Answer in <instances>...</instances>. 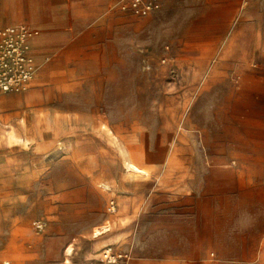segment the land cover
I'll return each instance as SVG.
<instances>
[{
	"label": "rangeland",
	"instance_id": "374dc122",
	"mask_svg": "<svg viewBox=\"0 0 264 264\" xmlns=\"http://www.w3.org/2000/svg\"><path fill=\"white\" fill-rule=\"evenodd\" d=\"M73 1L82 6L77 34L36 62L26 92L0 94V264H99L108 247L128 255V264L154 258L149 224L160 204L221 182L214 177L220 139L204 117L243 74L223 71V42H205L203 33L233 32L246 11L171 9L166 0L158 13L139 17L120 9L128 0H112L97 21L99 0ZM63 4L0 0V29L22 24L16 27L56 35ZM88 142L93 153L82 154ZM144 142L164 148L156 170L114 176ZM169 155L176 166L167 165ZM122 195L143 198L136 220L118 208ZM106 224L109 231L94 237ZM233 246L230 233L227 249L209 257L230 260Z\"/></svg>",
	"mask_w": 264,
	"mask_h": 264
},
{
	"label": "crops",
	"instance_id": "0c3cea01",
	"mask_svg": "<svg viewBox=\"0 0 264 264\" xmlns=\"http://www.w3.org/2000/svg\"><path fill=\"white\" fill-rule=\"evenodd\" d=\"M111 1L99 0L96 3L95 10H92L96 11L93 14L95 20L106 16ZM165 1L162 0L159 11ZM168 1L171 9L246 11L233 32L203 33L205 42H223L219 54L223 71L228 74L240 71L243 77L239 82L240 77L236 76L235 86L225 87L219 92L212 103L216 109H211L204 117L208 127L220 139V157L214 170L221 172L215 173L214 177L221 182L210 185L204 194L181 200V203H161L149 224L155 234L154 258L140 259L134 264H264V34L258 33V25L264 21V0ZM63 2L60 12L67 15L58 19V33H42L32 40L34 65L50 54L59 42L78 32L80 21L75 18L82 6L73 0ZM86 10L85 18L91 14V9ZM130 111L136 114L139 110L131 108ZM148 147L149 144L144 142L137 149V154H130L127 160L113 169L114 176L119 170L150 176L151 170H156L155 166L160 164L164 148L160 142ZM92 150L88 142L81 153H93ZM178 163L175 155H169V167ZM142 165L150 167L145 169ZM81 169L87 174L93 173L92 168ZM102 185L100 187L107 189ZM142 201L141 196L122 195L118 208L136 220L135 214L143 206ZM110 209L117 210L114 202H111ZM108 231L107 224L96 227L94 237ZM230 233L234 234V258L211 259L212 249H227V235ZM69 248L71 246L65 250L67 256L72 254L67 252Z\"/></svg>",
	"mask_w": 264,
	"mask_h": 264
},
{
	"label": "built area",
	"instance_id": "2783aa9c",
	"mask_svg": "<svg viewBox=\"0 0 264 264\" xmlns=\"http://www.w3.org/2000/svg\"><path fill=\"white\" fill-rule=\"evenodd\" d=\"M162 0H128L120 2V9L131 15L147 17L158 12ZM31 32L26 27L11 26L0 29V94L26 92L34 78L32 68L25 66L29 56L27 41ZM111 205V204H110ZM111 212H114L110 209ZM128 255L106 248L99 264H128Z\"/></svg>",
	"mask_w": 264,
	"mask_h": 264
},
{
	"label": "bare ground",
	"instance_id": "6f19581e",
	"mask_svg": "<svg viewBox=\"0 0 264 264\" xmlns=\"http://www.w3.org/2000/svg\"><path fill=\"white\" fill-rule=\"evenodd\" d=\"M22 24H18V25H15V26H21ZM20 28V27H19ZM27 28V27H26ZM29 31L31 32V35H30V37L28 38V41H27V53H29V56H28V58L26 59V61H25V66L26 67H28V68H32L33 67V65H34V61H35V59H34V57H33V54H32V40L33 39H35L36 37H37V35H39V31H37V29H35V28H32V27H30L29 26ZM127 164V163H126ZM132 167V166H131ZM132 169H134L133 167H132ZM129 171V170H128ZM142 172V171H141ZM141 174H143V172L141 173ZM146 174V173H145ZM103 186V185H102ZM111 208H112V206H111ZM67 252H69V253H72V250L71 249H69V250H67Z\"/></svg>",
	"mask_w": 264,
	"mask_h": 264
}]
</instances>
